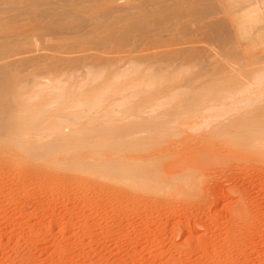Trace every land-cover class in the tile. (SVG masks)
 Masks as SVG:
<instances>
[{
    "label": "rangeland",
    "instance_id": "obj_1",
    "mask_svg": "<svg viewBox=\"0 0 264 264\" xmlns=\"http://www.w3.org/2000/svg\"><path fill=\"white\" fill-rule=\"evenodd\" d=\"M78 2L0 0V264H264V0Z\"/></svg>",
    "mask_w": 264,
    "mask_h": 264
},
{
    "label": "bare ground",
    "instance_id": "obj_2",
    "mask_svg": "<svg viewBox=\"0 0 264 264\" xmlns=\"http://www.w3.org/2000/svg\"><path fill=\"white\" fill-rule=\"evenodd\" d=\"M73 1H74V0H73ZM78 1H79V0H78ZM78 1L76 0V3H77ZM88 1H89V0H88ZM97 1H98V0H96V2H97ZM91 2H92V0H91ZM93 2H95V0H93ZM76 3H74V5H73V3H72V5L75 6ZM78 3H80V4L82 3L81 5L85 4V2H78ZM77 5H78V4H77ZM81 5H80V6H81ZM90 5H91V4H90ZM73 6H72V7H73ZM83 6H84V5H83ZM83 6H82V7H83ZM85 6L87 7V5H85ZM82 7H81V8H82ZM89 7L91 8L92 6H89ZM108 7H109V6H108ZM119 7H120V6H119ZM127 7H128V6H127ZM75 8L77 9V6H76ZM78 8H80V7L78 6ZM81 8H80V9H81ZM109 8H110V7H109ZM80 9H79V10H80ZM82 9H83V8H82ZM82 9H81V10H82ZM84 9H85V8H84ZM86 9H87V8H86ZM82 11H83V10H82ZM90 11H92V10H90ZM90 11H89V12H90ZM106 11H107V10H106ZM109 11H111V8H110ZM102 12L104 13V11H102ZM90 13H91V12H90ZM104 14H105V13H104ZM75 15H77V14H75ZM80 15H82V12H81ZM83 15L86 16V14H84V13H83ZM83 15H82V16H83ZM92 15H94L93 12L91 13V16L87 13L86 18H88V16L92 18V17H93ZM101 15H102V14H101ZM105 15H106V14H105ZM75 17H76V16H75ZM78 17L80 18L79 15H78ZM91 18H88V19H91ZM76 19H77V18H76ZM84 21H85V17H84ZM86 21H87V20H86ZM38 23H39V22H38ZM38 25H39V24H38ZM40 25H41V24H40ZM49 25H50V24H49ZM35 27H36V25H35ZM39 27H40V26H39ZM43 27H44V26H43ZM26 28H27V27H26ZM36 28H37V27H36ZM48 28H49V26H48ZM53 28H54V27H53ZM53 28H52V29H53ZM29 29H30V28H29ZM33 29H35V28H33ZM33 29H32V30H33ZM26 30H28V29H26ZM30 30H31V29H30ZM32 30H31V31H32ZM9 31H10V30H9ZM9 31H7V32L9 33ZM20 31H22V33H23L24 35L26 34V33H25L26 31H24V32H23V30H20ZM20 31H17V34H18V32H19V35H18L19 37H20V34L22 35V33H20ZM28 31H29V30H28ZM56 31H57V30H56ZM34 32H35V31H34ZM27 33H28V32H27ZM36 33H37V32H36ZM3 34H4V33H3ZM3 34H1V35H3ZM6 34H7V33H5V35H6ZM17 34H13V36H14V35L17 36ZM28 34H29V33H28ZM32 34H33V33H32ZM5 35H4L3 37H5ZM7 35H8V34H7ZM11 36H12V35H10V33H9V36H7V37H11ZM0 37L2 38V36H0ZM7 37H5V38H7ZM19 37H18V38H19ZM25 37H26V35H25ZM21 38H23V37H21ZM34 38H35V37H34ZM2 39H3V38H2ZM2 39H1V40H2ZM23 39H24V38H23ZM1 40H0V41H1ZM11 40L13 41V38H12ZM16 40H17V39H16ZM9 41H10V40H9ZM20 41H21V40H20ZM20 41H19V42H20ZM5 42H6V41H4V43H5ZM37 42H38V40H37ZM37 42H36V43H37ZM4 43H2V44H4ZM7 43H8V42H7ZM12 44H14V43H12ZM15 44H16V42H15ZM4 45H5V44H4ZM4 45H3V46L1 45V46H2V49H3V47L5 48L6 45H5V46H4ZM8 45H11V43L8 44ZM8 45H7V46H8ZM13 46H14V45H13ZM8 47H9V46H8ZM6 49H7V48H6ZM8 49H9V48H8ZM0 50H1V49H0ZM15 50H16V49H15ZM18 50H19V49H18ZM26 50H27V49H26ZM12 51H13V50H11L10 52H12ZM2 52H3V51H2ZM6 52H8V50H6ZM4 53H5V52H4ZM4 53H3V54H4ZM19 53H20V52H19ZM22 53H23V52H22ZM4 55H5V54H4ZM4 55H3V58H4ZM1 56H2V55H1ZM0 58H1V57H0ZM79 137H80V136H79ZM233 139H234V138H233ZM2 142H3V141H2ZM98 143H99V142H98ZM231 143H232V142H231ZM3 144H4V143H3ZM82 144H83V143H81L79 146H80V147L83 146ZM259 144H260V143H259ZM261 144H263V143H261ZM3 146H4V145H3ZM79 146H78V147H79ZM254 146L256 147V144H255ZM254 146H252V147H254ZM80 147H79V148H80ZM102 147H103V146H102ZM33 149H34V148H30L29 150H28V149H22L21 146H19V149H18V151H17V154H18L19 156H20V155H22V156H24V155L29 156V155H30V156H31V155H33V152H32V151H34ZM68 149H69V148H68ZM74 149H78V148H74ZM31 150H32V151H31ZM66 150H67V149H66ZM69 150H70V149H69ZM69 150L66 152L67 154L69 153ZM71 150H73V148H72ZM74 151H75V150H74ZM90 151H91V150H90ZM92 151H93V150H92ZM92 151H91V152H92ZM95 151H99V150H95ZM101 151H103V150H101ZM213 151H214V150H213ZM213 151H212V152H213ZM61 152H62V151H61ZM84 152H85V151H84ZM91 152H90V153H91ZM227 152H228V151H227ZM12 153H13V152H12ZM87 153H88V151H87ZM98 153H99V152H97L96 154H98ZM217 153H218V152H217ZM251 153H252V152H251ZM56 154H57V153H56ZM64 154H65V153H64ZM85 154H86V153H85ZM213 154H215V156H216V152H213ZM213 154H212V155H213ZM230 154H231V153H230ZM256 154H257V153H256ZM14 155H15V154H14ZM65 155H66V154H65ZM94 155H95V154H94ZM114 155H115V154H114ZM231 155H232V154H231ZM233 155H234V154H233ZM15 156H16V155H15ZM52 156H53V155H52ZM52 156H49V157H52ZM54 156H55V155H54ZM57 156H59V154H58ZM57 156H55V157L58 158ZM60 156H61V155H60ZM63 156H64V155H63ZM63 156H62V157H63ZM101 156H102V155H101ZM105 156H106V155H105ZM121 156H122V155H121ZM258 156H259V155H258ZM255 157H256V156H255ZM246 158H247V157H246ZM253 158H254V157H253ZM253 158H252V159H253ZM22 159H23V158H22ZM27 159H28V158H27ZM209 159H210V158H209ZM252 159H250V160H252ZM24 160H25V159H24ZM24 160H23V161H24ZM199 161H200V160H199ZM197 162H198V161H197ZM199 164H200V162H199ZM184 165H186V164H184ZM59 167H60V166H59ZM173 167H174V166H173ZM177 167H179V166H177ZM168 169H169V168H168ZM170 169H171V168H170Z\"/></svg>",
    "mask_w": 264,
    "mask_h": 264
}]
</instances>
